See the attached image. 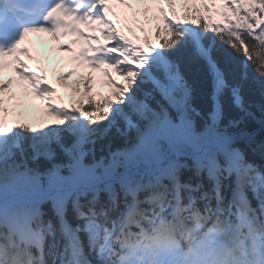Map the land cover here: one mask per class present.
<instances>
[{"label": "snow or ice", "instance_id": "obj_1", "mask_svg": "<svg viewBox=\"0 0 264 264\" xmlns=\"http://www.w3.org/2000/svg\"><path fill=\"white\" fill-rule=\"evenodd\" d=\"M153 22L154 26L148 27ZM201 23L210 33L225 29L232 33V42L226 47L235 49L238 42L245 59L264 78V0H79L71 8L66 6L65 0H50L43 19L24 27L18 34L14 17H0V242L5 249L18 237L26 236L37 242L40 264H44L46 251L47 255L58 257L59 264H65L66 259L67 264H76L83 255L84 238H87L91 249H96V241L102 239L98 258H104L105 254L111 256V237L118 223L125 220L120 224L123 236L124 228L133 224L139 227L142 220L148 219L145 211L138 210V205L158 206V212L148 210L153 220L159 219L161 227L166 223L173 227L162 214L172 208L167 214L178 218L185 210L178 206L182 188L187 190L183 193L187 207L195 204L193 192L202 185L193 187L191 180L182 184L180 168L190 167L196 176L206 173L217 202L222 199V181L234 175L233 201L244 209L249 208L247 192L250 190L264 211V176L224 145L210 153L205 150L190 154L191 163L186 159L183 163L161 164L155 157H147L156 167L148 184L139 183L133 174V169L139 168L145 158L129 156L126 159L117 155L122 149L111 153V172L120 178L119 190L125 197L126 213L118 204L119 193L114 183L96 188L71 186L73 168L95 166L99 169L97 175H102L107 165L103 163L104 157L95 158L94 148L91 152L85 148L83 134L66 126V118L53 112L49 105L78 111L86 120L90 116L106 117L105 135L113 125L120 132L118 121H122L125 128L135 130L137 139L141 135L145 137L144 149L148 150L150 136L165 131L162 121L166 118L175 122L181 115L178 98L183 61L194 55L221 72L215 42L205 43L197 35L190 40L176 39L174 25L199 27ZM125 30L133 36L130 38ZM136 31L141 35H135ZM34 34H43L56 42L54 50L70 54L75 67H87L100 73L108 91L93 94V76L89 74L82 87L76 85L71 89L78 99L69 105L63 103L64 98L48 83L38 57L33 55L29 38ZM64 38L70 39L60 43ZM74 45H79L78 49L74 50ZM109 56L117 59H108ZM21 57L37 60V70H28L29 65ZM6 68L15 73L16 79L3 78ZM72 75V72H63L57 80L63 82ZM14 84L20 89L19 94L12 91ZM23 98L40 101L39 112L51 122L37 119L9 123L8 117L23 106ZM89 102L94 105L91 112L85 111ZM15 129L33 134L31 143L22 144L26 138L19 133L9 137ZM62 132L69 135L63 137ZM89 155L93 157L92 163L85 165L83 161ZM169 192L175 194V207L165 200ZM141 193L143 200L139 198ZM207 196L208 193H204L203 197ZM195 216L200 218L199 213ZM109 223L111 228L107 226ZM221 223L217 217L214 227L219 228ZM121 247L131 249L126 240L121 241ZM134 251L121 255V264L128 261ZM0 264L9 262L0 255Z\"/></svg>", "mask_w": 264, "mask_h": 264}, {"label": "trees", "instance_id": "obj_2", "mask_svg": "<svg viewBox=\"0 0 264 264\" xmlns=\"http://www.w3.org/2000/svg\"><path fill=\"white\" fill-rule=\"evenodd\" d=\"M176 39L181 41L185 39L190 40L187 36L185 39ZM203 41L205 43L215 42L216 47L219 48L218 62L222 76L221 72H219L215 79V84L218 89V97L222 110L219 117L216 118L211 84L212 73L208 65L197 59L194 55L189 56L180 66L183 77V80L180 82V91H187L189 93L185 109L195 137L199 138L203 134L210 136L212 133H230L237 135L246 133L262 125L264 123V78H262L258 74L257 69L245 59L238 42L235 49H233L226 47V45L232 42L231 38L206 36ZM85 111L91 112L89 107H86ZM57 113L61 117L66 118V126L76 129V120L72 118L71 115L65 114L61 109H58ZM35 118L38 119L37 116H35ZM82 119L84 127L81 133L85 140V148L90 152L94 148L95 158L97 160H99L100 157H104L103 163L107 165L104 169L106 175L112 174L109 157L110 154L115 153L117 149L123 150L117 153V155L124 156L127 159L129 156L133 158L139 156H152L171 148L174 144L179 147L189 148L184 132L182 115H180L179 120L175 122L167 121L166 118L163 120L168 125V129H165L162 134L154 133L150 136V148L148 150L144 149L145 137L141 135L137 139L135 130L125 128L122 121H118L120 132H117V126L113 125L110 131L105 135L103 130L107 124L106 117L102 116L95 119L90 116L87 120L83 117ZM45 121L51 122L49 118ZM15 133H19L26 138L21 142L22 144L31 143L33 134L28 133L25 129H15L14 133H10V137ZM61 135L67 137L69 133L62 132ZM116 136L120 138L117 139ZM93 141H95L94 144L92 143ZM237 146L242 156L250 158L252 161L258 157V152L262 154L264 151V148H261L253 152L252 155H247V148L244 146L243 142L239 145H234V147ZM256 159L258 160L259 158ZM92 160L93 157L91 155L84 159L86 163L90 164ZM187 171H190V168L179 171V180L186 177L183 173ZM197 178L199 177L193 175L191 181L194 182ZM226 181H230V179L226 177L222 181V187L225 185L224 182ZM207 188L210 190V194L208 195L209 199L214 200L215 196L212 195L210 186H207ZM247 196L252 203L253 200L251 195L247 193ZM45 207L49 208L48 205H45ZM84 246L85 243L83 244L82 250L87 254Z\"/></svg>", "mask_w": 264, "mask_h": 264}, {"label": "clouds", "instance_id": "obj_3", "mask_svg": "<svg viewBox=\"0 0 264 264\" xmlns=\"http://www.w3.org/2000/svg\"><path fill=\"white\" fill-rule=\"evenodd\" d=\"M223 225H229L228 221L225 220V221H222ZM248 225V221L246 219H244L243 217L241 218V223L239 225H236L235 227L236 228H239L241 226H247ZM232 227V226H231ZM230 227H225L223 228V232H227L228 229ZM203 239H207V237L203 238ZM155 242V241H154ZM165 251L164 248H161L158 244L156 247L148 250L147 252H145L143 249L141 250V255L139 257H136L137 260H144V261H147L148 264H152V261L156 260L157 258H161L162 257L160 256V253ZM219 253H216V254H212L211 252L207 255V256H204V257H201V259H204L207 261V264H212V261H214L216 258H217V255ZM188 256L185 257V259H187Z\"/></svg>", "mask_w": 264, "mask_h": 264}, {"label": "bare ground", "instance_id": "obj_4", "mask_svg": "<svg viewBox=\"0 0 264 264\" xmlns=\"http://www.w3.org/2000/svg\"><path fill=\"white\" fill-rule=\"evenodd\" d=\"M53 61H51V63H52ZM50 67L52 68V65H50ZM53 69V68H52ZM23 108V106L22 107H19V109L21 110ZM263 128H264V125L262 126ZM262 130H260V129H255L253 132H248V133H246L245 135H244V137H247V138H245V139H249L248 138V136H251V135H253L254 133H258V134H256V135H254V136H257V139H251L248 143H256L258 140V142H260V143H263L264 142V134H262V132H261ZM246 142L247 141H243V143H244V146L245 147H247V144H246ZM241 143V142H240ZM240 143H238V145L240 144ZM257 158H259L258 160L257 159H255L254 160V163L252 164V166L253 167H262V168H264V151H263V153L261 154V155H258V157ZM98 187H101V186H98ZM116 188H117V191L119 190V188H120V184H117L116 185ZM102 195H105V194H103L102 193ZM122 197H123V195L122 194H120L119 193V195H118V200H120L121 199V204L119 205L120 206V208H121V210H122V206H123V204H124V199H122ZM125 198V197H124ZM165 220H167V218L165 217ZM179 225V224H178Z\"/></svg>", "mask_w": 264, "mask_h": 264}, {"label": "rangeland", "instance_id": "obj_5", "mask_svg": "<svg viewBox=\"0 0 264 264\" xmlns=\"http://www.w3.org/2000/svg\"><path fill=\"white\" fill-rule=\"evenodd\" d=\"M74 86H76V84H70V83H68L67 86H66V88H67L68 90H71ZM75 98L78 99L77 96H75Z\"/></svg>", "mask_w": 264, "mask_h": 264}]
</instances>
